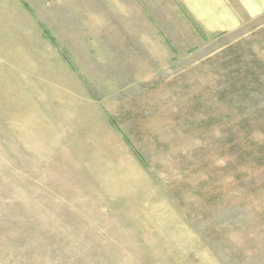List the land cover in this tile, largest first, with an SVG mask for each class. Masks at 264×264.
Listing matches in <instances>:
<instances>
[{
	"label": "rangeland",
	"instance_id": "1",
	"mask_svg": "<svg viewBox=\"0 0 264 264\" xmlns=\"http://www.w3.org/2000/svg\"><path fill=\"white\" fill-rule=\"evenodd\" d=\"M105 1L0 0V264H264V33L149 59Z\"/></svg>",
	"mask_w": 264,
	"mask_h": 264
},
{
	"label": "crops",
	"instance_id": "2",
	"mask_svg": "<svg viewBox=\"0 0 264 264\" xmlns=\"http://www.w3.org/2000/svg\"><path fill=\"white\" fill-rule=\"evenodd\" d=\"M104 4L115 5V12L125 14L117 21L131 24L117 27L134 30L133 44L148 46L139 53L173 55L149 59L177 60L220 40H227L231 49L264 33V0H110ZM152 45L157 48L151 49Z\"/></svg>",
	"mask_w": 264,
	"mask_h": 264
}]
</instances>
